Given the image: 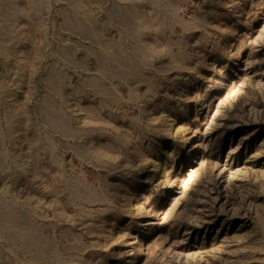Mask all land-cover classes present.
<instances>
[{
  "label": "rangeland",
  "instance_id": "obj_1",
  "mask_svg": "<svg viewBox=\"0 0 264 264\" xmlns=\"http://www.w3.org/2000/svg\"><path fill=\"white\" fill-rule=\"evenodd\" d=\"M0 264H264V0H0Z\"/></svg>",
  "mask_w": 264,
  "mask_h": 264
}]
</instances>
